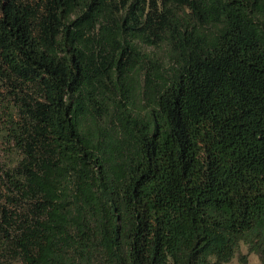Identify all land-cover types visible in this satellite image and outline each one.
Segmentation results:
<instances>
[{
	"label": "trees",
	"instance_id": "trees-1",
	"mask_svg": "<svg viewBox=\"0 0 264 264\" xmlns=\"http://www.w3.org/2000/svg\"><path fill=\"white\" fill-rule=\"evenodd\" d=\"M252 254L264 0H0V264Z\"/></svg>",
	"mask_w": 264,
	"mask_h": 264
},
{
	"label": "rangeland",
	"instance_id": "rangeland-1",
	"mask_svg": "<svg viewBox=\"0 0 264 264\" xmlns=\"http://www.w3.org/2000/svg\"><path fill=\"white\" fill-rule=\"evenodd\" d=\"M241 252L245 253L246 249L244 246L241 247ZM249 263L250 264H258V258L255 255H250L249 256ZM16 264H20V263H16ZM229 264H238L237 259H233Z\"/></svg>",
	"mask_w": 264,
	"mask_h": 264
}]
</instances>
